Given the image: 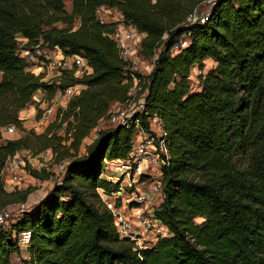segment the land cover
I'll list each match as a JSON object with an SVG mask.
<instances>
[{"label":"trees","instance_id":"1","mask_svg":"<svg viewBox=\"0 0 264 264\" xmlns=\"http://www.w3.org/2000/svg\"><path fill=\"white\" fill-rule=\"evenodd\" d=\"M64 1L0 0V128H20L19 113L38 91L51 98L57 88L85 87L60 111L68 145L67 136H49L56 120L42 134L0 136V172L8 158L26 150L50 149L55 161H69L59 184L0 229V264L20 254L13 233L23 230L31 233L25 264H264V0H215L204 23L187 26L193 10L188 13L182 0H71L70 12ZM99 8L143 35V58L157 52L144 78L141 127L148 131L146 117L156 116L166 134L163 196L153 215L167 233L142 249L119 237L97 192L108 197L117 191L119 182L102 177L105 163L127 159L134 134L123 126L98 129L127 92L110 37L116 25L100 24ZM181 37L188 46L172 55ZM24 39L82 57L92 73L75 78L64 72L49 86L17 55ZM206 60L214 67L198 76L194 92L190 71L203 70ZM92 131L95 138L79 155ZM31 175L47 179L43 172ZM30 193H6L0 179V209L26 202Z\"/></svg>","mask_w":264,"mask_h":264},{"label":"built area","instance_id":"2","mask_svg":"<svg viewBox=\"0 0 264 264\" xmlns=\"http://www.w3.org/2000/svg\"><path fill=\"white\" fill-rule=\"evenodd\" d=\"M203 3L204 10L201 11L197 9L188 14L185 18L184 25H193L195 23L202 24L207 20L215 0H204ZM107 16L108 22L102 18ZM96 18L101 24L111 23L116 25L110 37L116 44L119 57L123 62V84L127 86L125 99L111 107H116L117 110L112 111L111 109L108 113L107 118L112 125L110 128L117 126L134 128L132 147L128 158L125 160L111 161L112 163H117L118 175L122 180L119 182L117 191L110 196L116 195L114 197L115 200L118 196H122V193H125L124 185L122 184L125 179H127L128 182L126 186L132 187L136 179L141 176L144 178V185L147 187L144 193L139 192L136 187H133V190L129 193V202L133 201L134 203H139V205L135 204V208L132 209L133 215L131 217H123L118 211V208L112 206V204L106 205L112 212L113 222L120 238H128L136 243L138 240H134L135 236L141 235L140 232L142 230L144 233L152 232L156 240L158 237H164L166 235L164 228L153 215L155 208L160 204L163 196L161 168L168 157L166 134L162 130L161 121L156 116L151 118L146 117V121L149 124L148 131L141 127V121L145 111L144 100L147 95V90L144 89V78L151 72L154 60L157 57V52L152 59L143 58L140 55V42L143 35L137 32L132 25L125 24L122 17L112 10L99 8ZM188 43V38L181 37L172 44L170 49L171 54L174 55L186 48ZM17 55L29 64L27 71L34 76H40L41 80L52 82L55 86L59 84V80L64 72H71L75 78H79L83 75L88 76L92 73L91 68L82 57H65L61 55L60 52L50 51L44 48L41 41L29 45L27 40H20L18 43ZM81 88L83 89L84 87L75 85L64 89L60 88L58 89L60 91V98L66 103L73 95L77 94L78 91L80 92ZM103 120L104 119L100 122ZM4 127L1 128V131L4 128L7 134H13L15 131L14 125H7ZM23 152L25 154H30L29 152ZM45 154L47 155L48 153ZM25 161L26 160L21 158L18 154L7 159L4 168L0 172V179L3 184V174L7 176L4 184V190L7 193L19 191L22 186L31 185L32 181L33 184L36 185L40 183L38 180L26 174L29 173V171L25 168ZM27 161H29L28 158ZM65 166L60 165V169H62L63 172ZM61 179L62 176L60 181ZM97 192L100 193V196H103V192L100 189H97ZM110 196H105V198H111ZM146 203L149 204L146 205ZM28 209L25 202L15 204L14 212L16 214L14 217L11 216L12 212L9 206L0 209V229H7L11 224L22 219L23 213ZM130 225L133 226L132 231L133 229L136 230V235L126 236V233H128L131 228ZM13 237L15 238L20 253L27 249L30 243V231L23 230L18 233H13ZM146 246L139 244L137 249H142ZM18 256H20V254L17 255V257Z\"/></svg>","mask_w":264,"mask_h":264},{"label":"rangeland","instance_id":"3","mask_svg":"<svg viewBox=\"0 0 264 264\" xmlns=\"http://www.w3.org/2000/svg\"><path fill=\"white\" fill-rule=\"evenodd\" d=\"M178 1V0H177ZM183 3V5L188 9L187 12L189 13L190 10L192 9L194 10H204V0H182L181 1ZM64 6L67 12H70L71 10V0H65L64 1ZM95 16L97 17V11L95 12ZM103 19H105V21L108 22V16L107 17H102ZM76 24V23H75ZM101 24V23H100ZM55 27L61 29L64 27V25H61L60 23L55 24ZM180 26H183V23L180 24ZM207 61V62H206ZM204 62L203 65V70L199 71L197 69L196 66H194L189 74V85L192 88V90L194 92L199 91L200 89V81H199V75L205 76L213 67H214V63L212 61H208L206 60ZM149 65V64H148ZM150 67V66H149ZM43 83L49 85V86H54V84L52 82H48L46 80H41ZM57 86V85H56ZM80 86V85H77ZM82 86V85H81ZM83 87V86H82ZM85 88V87H84ZM83 88V89H84ZM59 88L56 89L54 95L51 98H48L47 95H45L43 92L38 91L40 93V96H36L38 94L35 93L34 96L32 97V102L30 105H28L25 109H23L20 113H19V120L21 121V127L17 128L15 125V131L13 134H7L4 131V128L1 131L0 128V136L1 138L4 140L6 139H17L20 138L24 135L27 134H31V135H35V134H42L47 127L52 124L55 120L56 122V126L54 128H52L51 133L49 134V136L51 135H56L59 138L60 137H66V140L64 141L63 144L68 145L70 143V135H64V130H65V123H63L61 125L60 128V124L58 123L60 120V111L64 110L65 107H67L68 102L67 101L65 103V101L63 99L60 98V91L58 90ZM81 88L80 92L83 90ZM78 91L77 94L73 95V97L77 96L79 93ZM72 97V98H73ZM71 98V99H72ZM112 111L113 110H117L116 107L111 108ZM13 125V124H11ZM112 125L110 124L109 120L107 117L104 118V120L102 122H100V126L98 127V129H103V128H110ZM96 136V132L92 131L90 133V135L83 141V144L78 152L79 155L84 154L85 150L84 147L86 145H88L89 143L92 142V140L95 138ZM25 152H29L30 154H25L24 152L19 153L18 155L21 156V158H23L24 160H26V164H25V168H27V170L29 171V173H26L28 176H31V171H39V172H43L46 176L47 179L44 181L38 180L40 183L38 185L33 184V181L31 182V185H27V186H22L21 189L19 191H15V192H11V193H16V192H25L26 190H31V193L28 195L27 197V201L25 202L26 205L28 206V208H30L31 206L35 205L36 203L39 202V200H41L42 198H44V196L47 195V193L57 184L60 183V178L63 175V171L62 169H60V165L65 166L69 161L68 160H63L60 162L55 161V157L56 155L50 150H43L42 152L39 153H33L30 152V150H26ZM45 153H48L47 155ZM24 155V156H23ZM52 155V157H51ZM27 158L29 159V161H27ZM30 162V163H29ZM21 170V169H20ZM105 179H107L110 182H120L122 179L119 177L118 175V168H117V163H112V162H106L105 163V170H104V174L103 176ZM7 179V176L5 174H3V181L5 184V180ZM35 179V178H34ZM144 178H142L141 176L136 179V181L134 182V184H132V187H128L126 185H128L127 179H125V181L122 183L124 185V192L122 193V196H118L117 199L114 200V197L116 195L110 196L111 198H105L104 196H100L101 200L103 201V203L106 204H112V206H118V211L123 215V217H131L133 215V211L132 209L135 208V204L139 205V203L137 202H129V198H130V192L133 190V187L136 186H144ZM3 184V185H4ZM5 191V190H4ZM6 192V191H5ZM7 193V192H6ZM9 193V194H11ZM99 193V192H98ZM100 194V193H99ZM104 195V194H103ZM109 197V196H108ZM17 204V203H15ZM15 204L9 205V209L11 210L12 214L11 216L14 217L15 216V212H14V206ZM107 206V205H106ZM113 209V208H112ZM197 222H201V219H196ZM133 225V224H132ZM130 229L129 232L126 233L128 235H136L135 232L136 230L133 229L132 231V227L130 225ZM137 228V227H134ZM134 232V233H133ZM141 232L144 233V231L141 230ZM146 233H150V232H146ZM152 233V232H151ZM151 235V234H150ZM153 235V233H152ZM128 239V238H127ZM138 240L136 241V243H134L137 247L140 245H147L148 243H152L150 241H143L141 238V235L139 236H135L134 240ZM149 245V244H148ZM22 254V255H21ZM19 259L18 257H14V262L16 264H25L26 258L27 257V252L26 250H23L21 252Z\"/></svg>","mask_w":264,"mask_h":264},{"label":"crops","instance_id":"4","mask_svg":"<svg viewBox=\"0 0 264 264\" xmlns=\"http://www.w3.org/2000/svg\"><path fill=\"white\" fill-rule=\"evenodd\" d=\"M208 61H211V60H208ZM207 62V61H206ZM37 94V93H36ZM36 96H40V93L38 92V94L36 95ZM145 186V185H144ZM136 188L139 190V192H141V193H144V191L146 190V186L145 187H140V186H136ZM149 203H146V205H148ZM164 230H165V232H166V229L164 228ZM141 233V238H142V240L143 241H150V242H152V243H154L155 242V237H154V235H152V233H143V232H140ZM167 233V232H166ZM151 234V235H150ZM147 241V242H148ZM149 244H151V243H149ZM21 254V253H20ZM22 255V254H21ZM14 257L15 256H13V257H11V263L12 264H16L15 262H14ZM26 258V257H25Z\"/></svg>","mask_w":264,"mask_h":264}]
</instances>
